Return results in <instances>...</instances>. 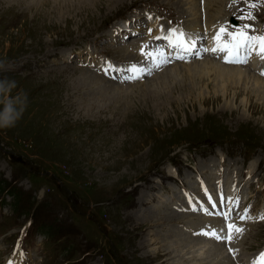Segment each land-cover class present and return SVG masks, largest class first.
<instances>
[{"label": "rangeland", "instance_id": "obj_1", "mask_svg": "<svg viewBox=\"0 0 264 264\" xmlns=\"http://www.w3.org/2000/svg\"><path fill=\"white\" fill-rule=\"evenodd\" d=\"M95 3L92 10L91 2L81 6L78 0H0V79H14L12 94L23 91L28 96L16 126L0 129V264L19 244L32 264H165L156 254L167 243L173 249L168 264H207L189 253L198 249L203 254L199 244L184 251L179 246L175 253L170 239L183 241L181 220L166 218L162 225L145 227L146 249L140 248L135 222L159 201L151 197L143 205L140 189L161 182L163 196L171 199L170 182L187 189L184 175L189 174L195 188L196 178L205 180L213 170L241 183L234 217L240 219L250 206L254 218L243 223L240 252L260 250L264 220L255 218L264 212V110L250 108L251 103L261 104L257 96L246 99L250 94L242 91L243 98L238 89H228L227 101L212 98L205 104L181 91L188 88L182 84H191L184 73L167 77L151 100L144 99L150 89L112 102L98 92L91 96L73 88L70 80H89L94 74L70 61L72 54L92 50L117 60L136 56L131 45L119 49L122 45L111 38V26L134 19L135 7L168 9L187 25L195 18L190 0H123L116 8ZM195 7L197 12V3ZM254 10L264 16V2ZM161 71L135 83L124 77L122 87L107 80L106 85L130 93ZM207 85H197L204 95L213 83ZM94 100H103V106L87 107ZM169 166L177 170L175 180L167 174ZM157 205L155 213L165 216L163 204Z\"/></svg>", "mask_w": 264, "mask_h": 264}, {"label": "bare ground", "instance_id": "obj_2", "mask_svg": "<svg viewBox=\"0 0 264 264\" xmlns=\"http://www.w3.org/2000/svg\"><path fill=\"white\" fill-rule=\"evenodd\" d=\"M94 1L99 3V4H104V5L107 4L106 8L110 7V6H108V4H110V5L112 4L111 8H116L115 7L116 3L117 4L121 3V2L123 3V0H94ZM94 1L93 0H91V1L78 0V3L81 4V6H86V5L90 4V2H91V6H92V10H93L95 8V6L93 5V3H95ZM202 1H204L203 3H205V10H206L207 16H209L213 19L220 17V15L223 12L222 4L225 0H202ZM190 2L192 4V11H190L191 15L195 16V18L192 21L197 22L198 19L196 18L197 12H196L195 6H196V3L199 2V0L198 1L190 0ZM191 4H190V7H191ZM183 6H184V4H183ZM211 6H215L213 8L214 13H209V8ZM118 8H119V6H118ZM182 9H184V8H182ZM185 9H187V8H185ZM159 27L161 29H167V30L168 29H174L172 26H169V21H167V20L159 21ZM77 35H80V34H77ZM261 35H264V33L262 32ZM128 59H130V58H128ZM261 59H262V57L259 58L258 60H261ZM253 62H254V64H252V65H254L255 68L258 67V69H262V70L264 69V63H263V65H259L257 60H254ZM252 65H249L246 67L233 66V65H223V64L219 63L218 61H214L211 59H204L202 61H195V62L191 61L190 63H186V64H182V65L174 64L172 66H168L166 68H163L164 70H162L156 76H154L152 81L148 80V83L151 82L148 85L146 84L147 83L146 82L144 84V86L143 85L142 86H135L134 88L129 89L130 93L125 92L126 90L125 91H119V90H117V88H109L111 86L106 85L107 81L99 75L98 76L93 75L92 78L90 77L92 79V81H90V78H89V80H87L85 76L83 79L81 77H78L76 80H75V78H73L72 80H70V84L72 85L73 88H77L79 91H82V93L87 92V94L88 95L91 94V96H95V92H98L100 94L99 97L109 99L112 102L125 101V99L129 96V94L134 93L137 90L140 91L142 88H143L142 93L144 91H147V89H150L149 90L150 92L148 94H144V99L150 98V100H151L152 97H154L158 91L162 90L163 87H161L160 85L165 84V80L167 77H173L174 75H177L179 73L180 74L184 73V76L187 79H189L191 84H185V83L182 84V85H187L188 88L184 87L185 89L182 88L181 91L186 92L189 95L194 96V97H191L190 99H192V98L203 99V102H206L205 104H207L208 101L212 100V98H214L213 100H216V101L225 98V101H227L226 97H228V96L230 97V93L228 92V89H233V91L234 90L236 91L238 89L239 92L241 91L240 95L243 98H245V97L242 94V91L245 94H250V95H247L246 99H250V97L257 96V99L259 100V102L261 104H259L257 102L253 103V104L251 103L250 108H253V110L259 109L260 111H263L264 110V76H262L261 72H259V71L256 73L255 69L251 68ZM84 71H86V69H84ZM79 78H80V80H79ZM209 81H211L213 83L212 88H208V95H204L202 93L203 89L197 85L199 83L204 82V84L208 87L207 84ZM101 83H103L102 86H101ZM96 84H99V85H96ZM182 85H180V86H182ZM196 90H198L197 93H195ZM245 91H247V92H245ZM233 93L235 94V92H233ZM87 94H84V96L86 97ZM248 96H250V97H248ZM155 99H157V98H155ZM165 99H166V97H165ZM172 99H173V97H172ZM102 101L103 100H94V102L91 103L90 105H87V107H99V104L102 103ZM101 106H103V103L101 104ZM87 110H89V109H87ZM199 164H200V162H199ZM250 164L253 165V162H251ZM254 166L255 165H253V167ZM220 168L217 170H220ZM213 171L208 176L206 175L207 178H205V181H206V184L208 183L207 185H209L211 188V194L210 195L216 201L217 207L212 208L211 204H209L208 201L203 202V206L208 207L210 209V211H211V209H213L214 211H225L226 212L229 209H232L231 214L235 215L234 206H233L232 202L228 200V198L231 197L233 200L236 199V197H233L230 192L232 190H235V188L237 189L241 185V183H239V181L232 180L231 174H227L226 176L222 175V181H221L222 185H220V189L217 190L214 187L215 186L214 182L216 181V176H214V175L219 174L220 172H218V171L213 172ZM250 171H251V169H250ZM167 174L169 177L173 175L176 178L177 170L172 168L171 166H169L167 168ZM184 178L187 181V190L192 191V188H191L192 179L189 180L190 175L185 174ZM159 183H161V182H158L157 186L160 188V190H155V188L157 186L155 184H153L150 186L148 185L147 186L148 188L146 187V189H140L138 191V194H137V195H139V193H140L139 200H142L145 203L143 205H146L147 203H151V197H154V198H158L159 199L158 203H162L163 204L162 208H165L167 210V213L165 214V216H160L159 214H156L154 209H157V208L160 209V208L157 205L158 203H155L154 206H157V207H155V208L150 207L147 212L142 213L141 216H138V219H140L141 221L135 222V223H138L135 226V233L139 236L140 248H145V246H146V240L144 238L145 235L143 236V232L145 230L147 231L148 229H146L145 227H151V225H153V224H161L162 225L166 218H175L176 220L177 219L181 220V222L183 224H185V228L188 231H191L194 228L201 229L203 227V222L205 221V219L201 218V216L199 215L198 212L193 210V206H195L197 204V200L195 202H192V199H186L182 189L181 188L179 189L178 187H176L173 184L174 182L169 183V188H170L169 195L172 197L171 199H169V197L163 196V193L161 192L162 187L160 186ZM141 184H143V182ZM176 190H177V193H176ZM193 190L196 191L195 189H193ZM246 193H247V191L245 192V195H246ZM221 195H223V197H224L223 205H221V203H220ZM243 198H244V196H243ZM152 202H154V201H152ZM173 202H175V207H171L172 209H170V211H169V206H170L169 204H171ZM229 203H230L231 207H229ZM141 206L142 205L139 204L137 206V208L141 207ZM182 207H184L186 209L185 212H187V213L182 214L178 211V208H182ZM138 210H142V209L138 208ZM133 215L136 219L137 214L133 213ZM234 215L231 217V222L235 223L239 227H242L243 223H245V222L235 218ZM189 216H191V218H189ZM127 218L128 219L130 218L131 221H134V219H132L130 217V214L127 216ZM143 222H146V224L144 225ZM206 225H207L206 231L216 229L219 232V230L223 228L224 231L220 232L219 234L222 236L227 235V228L225 227V221H224V223H222L220 221H216V219L212 220V219L208 218ZM137 226L140 229L136 230ZM146 233L147 232H145V234ZM160 233H161V235H163L162 232H160ZM181 235L183 237V238H181V239H183V241H181L179 238H173V239L169 238L171 245L175 249V253L178 254L179 246H180V249L184 251V250H187V248L191 244H193V246H195L196 244H199L200 245L199 248L204 250V252H202L203 254H201V250H198V249L197 250H190L189 253L194 254V252H195L194 256H199V260L201 261V263L212 264V261H213L215 264H237L240 261V259L245 258V255H243V253L240 252V248H239L240 243L239 242L237 243L236 247H234V246L231 247V242L238 239L241 236V234H236L230 242H223V241L217 240V239H215L211 236H208V235H206V239H204L200 236H198V237L192 236L191 234L188 235V237L185 234H181ZM155 238H153V242L158 244V241L156 240L157 238L156 239ZM138 247H139V245H138ZM171 249L169 248V245L167 243L166 248H164V249L161 248V250H158V254H156V255L161 256L162 263H165V264L169 263L168 262L169 255H170V253H172ZM141 252H143V250ZM262 252H264V249ZM156 255L152 256V258H154ZM170 256H172V255H170ZM211 256L213 257L212 259L210 258ZM191 258H193V257H191ZM249 258L251 259L250 262H252L253 257H249ZM210 259H211V261L208 262ZM22 262H23V255L21 254L20 251H18L12 257V259L9 262H7L6 264H22ZM187 264H193V262L192 263L188 262Z\"/></svg>", "mask_w": 264, "mask_h": 264}, {"label": "snow or ice", "instance_id": "obj_3", "mask_svg": "<svg viewBox=\"0 0 264 264\" xmlns=\"http://www.w3.org/2000/svg\"><path fill=\"white\" fill-rule=\"evenodd\" d=\"M235 2V0H234ZM247 2V0H246ZM261 2H264V0H261ZM256 3H250L249 7L254 8L256 7ZM247 19H255L254 16H252L251 13L246 17ZM250 25H244L242 28H240L239 32H227V36L230 38L227 41V45H230L234 52V57L231 60H228V62H246L247 54H250L252 51H256L257 54L261 55L262 58H264V35H250L247 32V29L250 28ZM168 35L163 37H156V39H166L169 41V46L179 49L181 51H187L188 49L184 47L185 43H187L186 36L187 34L181 31L180 29H168ZM226 32V29L223 27L220 29V31L217 33V35L214 37V40L217 41V47L213 49V51H224L226 45L221 40V35ZM258 46V47H257ZM243 49L245 52V59L241 61L239 59V51L240 49ZM182 58V57H180ZM227 59V58H226ZM115 68V65H113L111 62L107 63V68L105 69V72H107L110 69ZM117 71H120L121 69L116 68ZM130 71H136L135 66H132ZM134 78V77H132ZM205 195L208 197V202L211 204L212 208H216L217 204L216 201L213 199V197L209 194L208 190L205 188ZM229 201L232 202L234 207H238V198L236 200H233L231 197L228 198ZM221 205L224 203V197L221 195L220 200ZM193 210H197L195 206H193ZM200 211L204 212L206 215H217L221 216L225 220V227L227 228V235H220V232H223L224 229H220L219 232L216 229H212L210 231H202V234L211 236L217 240L223 241V242H230L236 234H243L246 229L239 227L235 223L231 222V212L232 209H229L228 211H218V212H211L210 209L206 206L201 205ZM249 208H245L243 213L240 214V220H250L254 219L249 215ZM255 219L264 220V212H261L258 217ZM231 250V249H230ZM253 264H264V252L260 253V256L257 260L253 261Z\"/></svg>", "mask_w": 264, "mask_h": 264}, {"label": "clouds", "instance_id": "obj_4", "mask_svg": "<svg viewBox=\"0 0 264 264\" xmlns=\"http://www.w3.org/2000/svg\"><path fill=\"white\" fill-rule=\"evenodd\" d=\"M3 62H0V67ZM17 82L7 77L0 79V129L14 128L28 106V96L20 91L13 95Z\"/></svg>", "mask_w": 264, "mask_h": 264}]
</instances>
